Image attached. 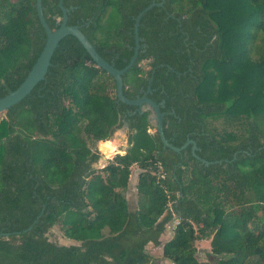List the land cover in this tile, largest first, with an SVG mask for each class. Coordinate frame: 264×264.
<instances>
[{"label": "trees", "instance_id": "1", "mask_svg": "<svg viewBox=\"0 0 264 264\" xmlns=\"http://www.w3.org/2000/svg\"><path fill=\"white\" fill-rule=\"evenodd\" d=\"M152 2L161 6L139 19L122 95L134 100L149 89L167 143L192 141L195 156L190 144L179 153L163 148L151 110L118 102L113 80L65 36L44 79L0 118V264H153L145 247L159 246L172 218L161 246L170 264H210L196 258L202 240L213 264H264V0H63L62 7L66 25L121 70L133 54L134 20ZM57 3L41 0L50 30L60 23ZM44 41L35 0H0V98L23 81ZM148 60V70L139 67ZM219 118L244 120L245 135L218 132ZM122 126L124 154L91 169L88 141L114 142L105 140ZM132 165L134 210L124 196ZM53 226L80 245L49 242Z\"/></svg>", "mask_w": 264, "mask_h": 264}, {"label": "water", "instance_id": "2", "mask_svg": "<svg viewBox=\"0 0 264 264\" xmlns=\"http://www.w3.org/2000/svg\"><path fill=\"white\" fill-rule=\"evenodd\" d=\"M62 2L63 0H58V3H57L58 8L61 11V19H60L59 26L55 30H50L47 24L45 23V20L42 15L41 0H35L36 15H37L39 24L45 33L44 45L38 57L36 58L34 64L31 66L30 70L28 71L23 81L19 84V86L15 90L9 92L8 94L0 98V115L6 112L9 108L14 106L15 104L19 103L23 98H25L30 93V91L34 88V86L38 82L44 79L47 68L49 66L50 58L52 56L54 49L57 47L59 41L65 36H72L73 38L77 40V42L81 45V47L84 49L86 54L89 56L93 66L97 69L104 71L113 80L115 98L118 102L125 104L127 106H136V107H141L142 105H146L147 108L151 110L152 116L150 117V122L155 126V131L157 133V136L163 148H167L174 153H179L188 144H190L192 155L195 156L194 155L195 145L192 141L187 140L180 148L173 147L167 143L162 133V114L159 111V107L152 100L146 97V94L149 91V89H147L146 92L140 98H137L134 100L126 99L122 95L121 76L133 66L134 61L137 56V51L139 47L138 46L139 39L137 35L139 19L151 7L161 6V4H155L154 2H152L149 6H147L145 9H143L141 12L138 13V15L136 16L134 20V25H133V42H134L133 54L128 64L121 70H117L113 68L110 64L105 62L96 53L94 47L89 43V41L85 38V36L80 32L78 26L66 25L67 14H66V10L62 7ZM150 62H152V60L142 61L139 63V67L144 69V66L148 67V63ZM98 142H102V141H98ZM115 155H117V153L114 154V156ZM195 158L198 159L197 157ZM200 161L205 166L210 164L209 162H206L203 160H200ZM213 163H217V162H213Z\"/></svg>", "mask_w": 264, "mask_h": 264}, {"label": "rangeland", "instance_id": "3", "mask_svg": "<svg viewBox=\"0 0 264 264\" xmlns=\"http://www.w3.org/2000/svg\"><path fill=\"white\" fill-rule=\"evenodd\" d=\"M10 2H14L16 0H9ZM145 70H148L149 67H145ZM106 90L107 93L110 96H113V89L111 85V81L109 79H106ZM4 114V113H3ZM3 114L0 115V118L3 117ZM238 122H227L224 121L222 118L217 119L213 122V126L218 132H227L233 135L235 139L241 138L243 135H245V121L244 120H237ZM150 132H153L154 129L149 130ZM119 136V137H118ZM126 136L127 131L124 126L119 127L118 129H115L114 132L111 134V136L105 140V141H111L114 140V142H95V141H88V147L90 151L96 156L95 162L98 161L101 158V163L104 161V159H109L113 154L116 152H122L125 147H127L126 143ZM117 137V138H116ZM116 141V142H115ZM120 141V142H119ZM237 142V140L235 141ZM117 146V147H116ZM116 148V151L110 155V153ZM111 160L107 161L110 162ZM95 162L89 166L94 167L93 170H100L95 166ZM138 174V169L136 167H132L130 169V175L128 179V188L124 192L125 199L128 202V207L131 210H134L135 208V184H136V175ZM231 202V200H230ZM177 224V220L172 218L163 229V233L161 234L159 238V246L155 247L151 244H148L145 247V251L147 255L149 256V260L153 264H170L169 262L165 261L161 257V246L169 240V238L172 235L173 228ZM47 240L52 243L56 244H67L69 241L62 237V234L58 228V226H53L46 234H45ZM208 240H202L195 242V248L197 250L196 258L198 261L201 262H210V264H213L211 260L208 259L206 256V253L208 252L209 245Z\"/></svg>", "mask_w": 264, "mask_h": 264}, {"label": "crops", "instance_id": "4", "mask_svg": "<svg viewBox=\"0 0 264 264\" xmlns=\"http://www.w3.org/2000/svg\"><path fill=\"white\" fill-rule=\"evenodd\" d=\"M145 70V69H144ZM126 129V128H125ZM126 131H127V129H126ZM150 132V131H149ZM150 133H152V132H150ZM127 136H128V132H127ZM127 136H126V143H127ZM119 137V136H118ZM117 138V137H116ZM120 142V141H119ZM125 149H126V147H125ZM124 149V150H125ZM124 150L122 151V152H116L117 153V155H122V154H124ZM115 153V154H116ZM113 156H114V154L111 156V158H109V159H104V162H102V164L99 166V167H97L98 169H102L104 166H106L107 165V161L108 160H111L112 158H113ZM102 157H100V159H101ZM103 159V158H102ZM136 167L135 165H132L130 168H129V170L132 168V167ZM92 168H94V167H91V169ZM137 168V167H136ZM138 169V168H137ZM138 172H139V170H138ZM136 177H137V175H136ZM69 241V243H67V244H57V245H59V246H65V247H68V246H79L80 244H79V242H75V241H71V240H68ZM75 244V245H74Z\"/></svg>", "mask_w": 264, "mask_h": 264}, {"label": "built area", "instance_id": "5", "mask_svg": "<svg viewBox=\"0 0 264 264\" xmlns=\"http://www.w3.org/2000/svg\"><path fill=\"white\" fill-rule=\"evenodd\" d=\"M159 177H160V179H163L164 178V176L162 174H159Z\"/></svg>", "mask_w": 264, "mask_h": 264}]
</instances>
